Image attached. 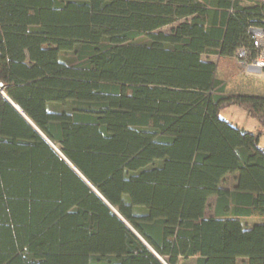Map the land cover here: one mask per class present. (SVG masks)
<instances>
[{
    "label": "trees",
    "instance_id": "1",
    "mask_svg": "<svg viewBox=\"0 0 264 264\" xmlns=\"http://www.w3.org/2000/svg\"><path fill=\"white\" fill-rule=\"evenodd\" d=\"M249 25L264 0H0V264H264V96L202 59Z\"/></svg>",
    "mask_w": 264,
    "mask_h": 264
},
{
    "label": "crops",
    "instance_id": "2",
    "mask_svg": "<svg viewBox=\"0 0 264 264\" xmlns=\"http://www.w3.org/2000/svg\"><path fill=\"white\" fill-rule=\"evenodd\" d=\"M207 58H210V60L215 64L213 77L224 83V89L226 93L264 96V79H260L255 75H250L242 72V70H240L237 62L234 60L233 57L230 56L227 57L221 55H216V56L202 55L203 60H206ZM249 117L250 116H248L245 113L243 120H247ZM236 124L238 125L237 122ZM241 127L244 128V126ZM250 127H253L255 129L257 127V122L254 121L253 124H250ZM236 176L237 175H233V179L235 178V180H233L232 188H226V189L231 190L234 188V186L236 185ZM257 220L258 219L255 220L247 219L246 221L248 225H251ZM239 259L240 258H237L236 261H238ZM241 259L244 260V262L247 264V259L245 258H241Z\"/></svg>",
    "mask_w": 264,
    "mask_h": 264
},
{
    "label": "built area",
    "instance_id": "3",
    "mask_svg": "<svg viewBox=\"0 0 264 264\" xmlns=\"http://www.w3.org/2000/svg\"><path fill=\"white\" fill-rule=\"evenodd\" d=\"M248 45L240 46L233 55L242 72L264 79V27L249 25Z\"/></svg>",
    "mask_w": 264,
    "mask_h": 264
},
{
    "label": "rangeland",
    "instance_id": "4",
    "mask_svg": "<svg viewBox=\"0 0 264 264\" xmlns=\"http://www.w3.org/2000/svg\"><path fill=\"white\" fill-rule=\"evenodd\" d=\"M176 23L177 22L172 23V24H170L168 26H165V27L161 28V30L168 31L171 27L175 26ZM230 57H233V56H230ZM49 104H50V109H52V110H70L71 109V106L69 104H67V105H60V104H56V103H49ZM244 115H245V111L244 110H242V109H240L238 107H234V106L228 107L222 113V116L224 118H226L227 120H229L230 122H232L234 124H236V122H237L239 126H244L245 130H252L253 127H250V124H253L255 119L252 118V117H249L247 120H243ZM263 143H264V136H262L260 138V143L259 144L262 145ZM233 175H236V174L235 173L227 174V176H225V178H223V180L221 181V187H223V188H232L233 180H235V178L233 179ZM214 203H215V196H211L207 200V203H206V209H205V215L206 216L213 215ZM248 219H254L255 220L256 218L250 217ZM185 262L187 263V262H190V261L187 260ZM237 264H246V263L244 262V260H242L240 258L237 261Z\"/></svg>",
    "mask_w": 264,
    "mask_h": 264
},
{
    "label": "water",
    "instance_id": "5",
    "mask_svg": "<svg viewBox=\"0 0 264 264\" xmlns=\"http://www.w3.org/2000/svg\"><path fill=\"white\" fill-rule=\"evenodd\" d=\"M15 105V104H14ZM17 107V106H16Z\"/></svg>",
    "mask_w": 264,
    "mask_h": 264
}]
</instances>
